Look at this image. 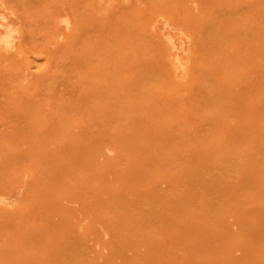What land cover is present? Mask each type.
<instances>
[{"label": "rangeland", "instance_id": "1", "mask_svg": "<svg viewBox=\"0 0 264 264\" xmlns=\"http://www.w3.org/2000/svg\"><path fill=\"white\" fill-rule=\"evenodd\" d=\"M2 6L0 264H264V0Z\"/></svg>", "mask_w": 264, "mask_h": 264}, {"label": "bare ground", "instance_id": "2", "mask_svg": "<svg viewBox=\"0 0 264 264\" xmlns=\"http://www.w3.org/2000/svg\"><path fill=\"white\" fill-rule=\"evenodd\" d=\"M121 1L125 0H105V3L107 6H112ZM63 14H65V12L58 15V24L61 28L58 33V40H61L72 27V21L68 18V13L65 16ZM14 19L12 17V12L7 11L6 7H0V53L5 56H18L22 53L23 34L21 30H19L20 25L17 24L18 21ZM160 21L161 20H157L158 23L156 22L155 25H152H154L155 32L161 35V38L167 46L168 62L173 69L174 75L178 78H184L189 69V50L192 43L189 37L182 32L174 30V26L170 24V22L164 19L162 22ZM15 202L16 195L14 193L0 196V207H13Z\"/></svg>", "mask_w": 264, "mask_h": 264}]
</instances>
